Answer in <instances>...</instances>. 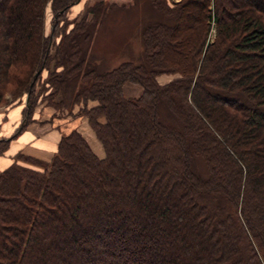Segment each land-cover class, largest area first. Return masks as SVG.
Returning <instances> with one entry per match:
<instances>
[{
	"label": "trees",
	"instance_id": "obj_1",
	"mask_svg": "<svg viewBox=\"0 0 264 264\" xmlns=\"http://www.w3.org/2000/svg\"><path fill=\"white\" fill-rule=\"evenodd\" d=\"M80 1L0 0V106L29 97L0 155L34 122L44 72L47 104L79 108L103 152L60 126L49 161L0 172V264H264V0H150L143 59L113 69L92 42L117 6L68 30Z\"/></svg>",
	"mask_w": 264,
	"mask_h": 264
},
{
	"label": "rangeland",
	"instance_id": "obj_2",
	"mask_svg": "<svg viewBox=\"0 0 264 264\" xmlns=\"http://www.w3.org/2000/svg\"><path fill=\"white\" fill-rule=\"evenodd\" d=\"M105 4L110 5L109 3H105ZM74 7L70 9L66 17L68 22V30L74 26L73 21L75 19L82 18L84 14H86L87 12L86 10L87 6L83 2L80 3V5L77 8H75L80 10L79 14H77L78 13L77 11L73 10ZM124 8H127V6ZM52 19H53V14L51 8L48 7L45 17V30L47 35H49L52 30ZM161 20L162 18L157 13L153 12V6L150 5V0H135L130 6H128L127 9L122 8L111 13L107 18V20L104 22V24L97 29L98 32L96 31V34L94 35L92 42V50L94 49L95 51L94 57L97 56L100 61L105 63L104 65L108 69H113L123 62H128V61L134 63L141 62L144 55L141 32L143 31L144 26L147 23L154 24L160 22ZM212 36L213 33L211 34V37ZM59 40L60 38L57 39V42H59ZM172 78H173L172 76L163 75L159 78V81L160 83H164L166 81H170ZM48 79H49L48 73L44 72L43 77L39 82V86L37 88V94L41 93V96L38 100L36 108H34L33 110L32 116L34 122H32L31 124H34L35 120H39V119L43 120L45 118V115L43 114L44 111L49 109L54 117L52 119L62 122L72 121L75 124V127L78 126L80 132L83 133V135L90 143L91 147L93 148L94 152L99 156H103L101 145L99 144L94 132H92L91 128L87 124L86 118L78 115L79 108H75L74 111L71 112V110L64 108L62 109L58 107L55 108L53 106L51 107L50 104H47L49 95L54 92L52 88H50L49 86L47 87L45 86V82H47ZM129 88L133 90L130 91V94L128 93ZM126 89H127V94H129V96L132 93H134L131 95L133 96L131 98H135L136 97L135 95H140L142 93V88L140 86L127 84L125 87V91ZM24 97L26 99L24 98L25 102L23 103L25 104L24 106L27 107L29 105V99H28L29 97L28 95L27 96L25 95ZM60 99L61 96L56 97V100H60ZM15 104L16 103H13L12 99L9 98L7 103H5L3 106H0V108L1 107L8 108ZM62 124L67 125V123H62ZM61 244L62 243L60 241H57L56 243L53 242L52 243L53 250L56 251L57 250L56 247L61 248L59 247L61 246ZM53 250L52 249L49 250L50 259L52 262L56 260L54 259V254H52L54 252ZM56 258H58L60 262L62 260L69 261L72 264L74 262L71 255H69V253L66 252L58 254Z\"/></svg>",
	"mask_w": 264,
	"mask_h": 264
},
{
	"label": "crops",
	"instance_id": "obj_3",
	"mask_svg": "<svg viewBox=\"0 0 264 264\" xmlns=\"http://www.w3.org/2000/svg\"><path fill=\"white\" fill-rule=\"evenodd\" d=\"M133 1L135 0H81L80 3H85L87 6L86 8L88 9V7L92 6L96 2H104L117 6V10H119L122 8L127 9L128 6L133 3ZM80 3L77 4L73 9L74 11L78 12L77 14L80 13V10L75 8H77ZM126 6L127 8H124ZM127 84H125L123 88L124 94L126 97H133L131 95L134 93L129 96L130 91H133L131 88H129V94H127V89L125 91ZM140 95L135 96L139 97ZM25 99L21 103L15 104L8 108H0V140L12 137V135H14V133L20 127L23 121V111L25 108V104L23 102H25ZM43 114L45 115L43 120H35V123L29 125L21 135L11 140L9 149L3 155H0V172L12 164L14 162L15 156L19 153L35 156L39 159L49 161L56 152L58 143L62 136L61 131L57 127L63 126L66 129H79L78 126L75 127V124L72 121L62 122L52 119L54 117L49 109L44 111ZM62 123H67V125Z\"/></svg>",
	"mask_w": 264,
	"mask_h": 264
},
{
	"label": "water",
	"instance_id": "obj_4",
	"mask_svg": "<svg viewBox=\"0 0 264 264\" xmlns=\"http://www.w3.org/2000/svg\"><path fill=\"white\" fill-rule=\"evenodd\" d=\"M39 73H40V72H37L36 75H35V77H37V76L39 75Z\"/></svg>",
	"mask_w": 264,
	"mask_h": 264
}]
</instances>
